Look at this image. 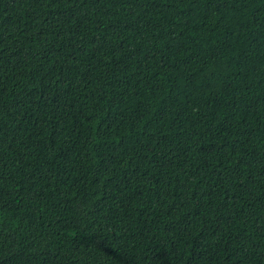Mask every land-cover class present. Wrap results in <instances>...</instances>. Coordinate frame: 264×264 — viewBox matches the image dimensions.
<instances>
[{
  "label": "trees",
  "instance_id": "16d2710c",
  "mask_svg": "<svg viewBox=\"0 0 264 264\" xmlns=\"http://www.w3.org/2000/svg\"><path fill=\"white\" fill-rule=\"evenodd\" d=\"M0 264H264V0H0Z\"/></svg>",
  "mask_w": 264,
  "mask_h": 264
}]
</instances>
